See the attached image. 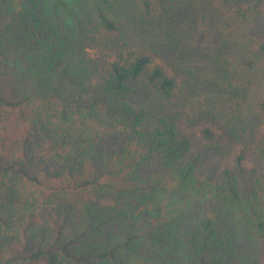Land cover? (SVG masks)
Here are the masks:
<instances>
[{
	"label": "trees",
	"instance_id": "obj_1",
	"mask_svg": "<svg viewBox=\"0 0 264 264\" xmlns=\"http://www.w3.org/2000/svg\"><path fill=\"white\" fill-rule=\"evenodd\" d=\"M218 1L202 68L176 0H0V264H264V0Z\"/></svg>",
	"mask_w": 264,
	"mask_h": 264
},
{
	"label": "rangeland",
	"instance_id": "obj_2",
	"mask_svg": "<svg viewBox=\"0 0 264 264\" xmlns=\"http://www.w3.org/2000/svg\"><path fill=\"white\" fill-rule=\"evenodd\" d=\"M180 8L177 25L180 30L190 27V53L194 55L193 62L202 68H206V58L208 48L213 46V42L218 36V29L215 27L220 17L230 14V11L222 6L218 0H176ZM219 22V21H218ZM181 49V48H180ZM88 57L91 60H101V56L96 50H88ZM110 60H114L113 58ZM156 65L166 68L161 60L155 61ZM216 159V157H214ZM231 161L227 160L230 164ZM215 162L206 160L203 166L214 167ZM197 214V211H193Z\"/></svg>",
	"mask_w": 264,
	"mask_h": 264
}]
</instances>
